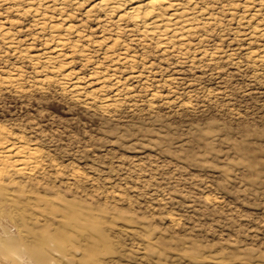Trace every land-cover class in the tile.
I'll return each instance as SVG.
<instances>
[{
    "label": "rangeland",
    "instance_id": "rangeland-1",
    "mask_svg": "<svg viewBox=\"0 0 264 264\" xmlns=\"http://www.w3.org/2000/svg\"><path fill=\"white\" fill-rule=\"evenodd\" d=\"M102 1L0 0V264H264V0Z\"/></svg>",
    "mask_w": 264,
    "mask_h": 264
},
{
    "label": "bare ground",
    "instance_id": "bare-ground-1",
    "mask_svg": "<svg viewBox=\"0 0 264 264\" xmlns=\"http://www.w3.org/2000/svg\"><path fill=\"white\" fill-rule=\"evenodd\" d=\"M110 2L109 0H104L100 5L104 7L110 5ZM178 2L176 0H130V12L137 25L143 28L145 34L152 37L153 34L163 37L166 36L167 31L182 30L187 26V24L186 26L184 25L187 20L184 19V16L179 15L182 13H179L182 9ZM182 19L184 20L180 22Z\"/></svg>",
    "mask_w": 264,
    "mask_h": 264
}]
</instances>
